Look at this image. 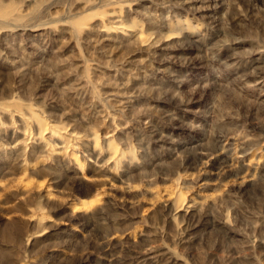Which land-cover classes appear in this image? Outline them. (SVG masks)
Returning <instances> with one entry per match:
<instances>
[{"label":"rangeland","instance_id":"rangeland-1","mask_svg":"<svg viewBox=\"0 0 264 264\" xmlns=\"http://www.w3.org/2000/svg\"><path fill=\"white\" fill-rule=\"evenodd\" d=\"M0 264H264V0H0Z\"/></svg>","mask_w":264,"mask_h":264},{"label":"bare ground","instance_id":"bare-ground-1","mask_svg":"<svg viewBox=\"0 0 264 264\" xmlns=\"http://www.w3.org/2000/svg\"><path fill=\"white\" fill-rule=\"evenodd\" d=\"M155 254V253H154Z\"/></svg>","mask_w":264,"mask_h":264}]
</instances>
